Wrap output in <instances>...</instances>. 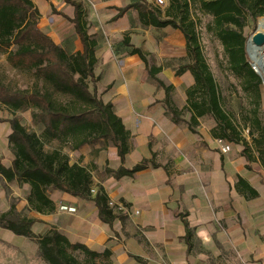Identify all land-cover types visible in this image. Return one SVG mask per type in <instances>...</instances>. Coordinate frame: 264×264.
<instances>
[{"label":"crops","instance_id":"1","mask_svg":"<svg viewBox=\"0 0 264 264\" xmlns=\"http://www.w3.org/2000/svg\"><path fill=\"white\" fill-rule=\"evenodd\" d=\"M32 1L41 13L39 27L47 35L69 54L83 51L75 25L66 17H74L71 3ZM77 1L87 12L88 33L97 43L94 88L105 102L114 103L123 119L131 135L129 151L123 163L115 145L100 146L104 139L78 149L64 147L71 163L90 170L92 199L49 191L55 211L31 208L28 216L40 220L36 222L42 223L40 234L55 226L73 243L101 254L108 251V264H264V158L250 134L245 138L250 154H242L238 145L223 153L212 134L215 119L207 114L191 123L187 95L176 105L171 87L182 85L183 77L186 89L194 83L189 70L176 74L188 57L183 32L142 24L135 7L117 16L120 8L140 0ZM126 35L130 45L124 41ZM133 46L154 55L149 64L161 67L155 76L166 87L138 54L131 53ZM141 162L143 169L117 174L122 166L129 170ZM240 178L257 193L239 187ZM100 187L109 206L123 210L114 209L115 217L108 222L100 219L93 200ZM17 191L18 207L23 209L29 205L31 186L19 184ZM62 202L77 211L60 210ZM0 209H10L4 185H0Z\"/></svg>","mask_w":264,"mask_h":264},{"label":"trees","instance_id":"2","mask_svg":"<svg viewBox=\"0 0 264 264\" xmlns=\"http://www.w3.org/2000/svg\"><path fill=\"white\" fill-rule=\"evenodd\" d=\"M66 1L75 7V14L72 18L65 16L74 23L84 47L83 51L73 54L67 53L39 27L41 13L32 0H0V47L7 52L8 61L15 67L34 71L52 86L56 94L70 97V101L64 102L55 98L54 92L48 89H12L0 80V104L13 111L31 108L33 119L44 128L40 135L28 130L19 119L11 118L9 143L14 158L9 165L0 159V175L7 182L17 181L19 184L30 185L31 193L27 200L30 207L40 213L55 211L56 203L49 196V191L53 189L92 199L93 180L90 170L78 163H71L70 156L64 152L63 147L46 150V140H58L72 149L100 139L111 141L118 148L124 163L131 138L123 119L115 112L114 103L105 102L95 90L90 89L89 80L97 79L94 73L98 61L97 43L88 33L87 12L82 2ZM192 1L168 0L164 7L140 0L120 8L117 16L128 8L135 7L144 25L180 29L186 39L190 63L182 65L176 74L181 75L189 70L194 77V83L186 90L185 107L192 112L191 123H198V117L209 114L217 123L212 130L214 137L236 144L243 143L249 147V142L234 122L233 116L223 106L219 85L203 53L196 22L191 16ZM199 2L201 9L212 15L213 20L208 28L223 43L229 54L231 69L242 78V88L251 97V108L245 119L249 120V134L253 145L264 158L263 81L248 62L247 37L243 32L248 19L256 20L259 16H264V0ZM124 41L130 45L128 35ZM15 45V50L10 49ZM131 53L138 54L149 73L162 87H166L155 76L161 71V67L149 64L148 52L133 46ZM144 167L143 162L129 170L122 166L117 174H133ZM238 186L253 194L257 193L244 178L239 179ZM93 200L99 208L101 220L108 222L115 217L103 187L99 188ZM12 210L13 208L0 215V224L16 235L36 238L42 258L49 264H98L97 258L102 255L108 257V251L101 254L85 244L71 242L54 226L45 234L37 236L33 232V225L40 220L14 214ZM74 250L85 253V261H80L73 254Z\"/></svg>","mask_w":264,"mask_h":264},{"label":"rangeland","instance_id":"3","mask_svg":"<svg viewBox=\"0 0 264 264\" xmlns=\"http://www.w3.org/2000/svg\"><path fill=\"white\" fill-rule=\"evenodd\" d=\"M165 6L166 5H164V7ZM41 7H44L43 4ZM43 9L45 10V8ZM191 16L196 22L203 53L219 85L223 106L225 110L233 116L234 122L238 125V127L242 131L243 136L245 137L246 135H249L246 130H250V128H248L249 120H246L245 116L248 114V111L251 108V97L242 88V78L231 69L229 54L226 52L223 43L215 32L209 30L208 25L212 22L213 17L212 15L204 12L201 9L199 0L192 1ZM261 18H264V16H259L256 20L248 19L247 24L243 29L244 35L247 37V40L252 37L256 32L260 31L259 20ZM261 46H264V44ZM16 48L17 46L15 45L12 46L10 49L15 50ZM246 52L248 62L253 68H255L254 57L261 55L263 53L262 50L257 51L256 48L248 46V48H246ZM148 58L151 64L155 60L153 54H148ZM184 61L187 64V62L190 61L189 57L185 58ZM185 63L180 62V67L182 66V64L185 65ZM0 80L6 86L12 89L31 91L35 88H40L42 90L48 89L54 92L52 86L45 82L44 79L36 75L34 71L13 66L8 61L7 52L2 47H0ZM182 80L184 81L182 85L178 87L173 85V87H171V96L175 101L176 105L182 101L183 96L186 97V77H183ZM262 81L264 92V79ZM94 82L95 81L89 80L90 89L92 91L95 90L97 92L96 88H94ZM54 97L64 102L70 101V97L59 95L55 92ZM32 112L33 110L31 108H23L17 111H13L7 108L6 106L0 104V159L3 161L4 164L9 165L14 158V154L11 150V146L9 143V133L11 131V125L9 120L11 118L19 119L21 123L28 128V130L35 131L38 134L42 135L44 130L43 125L41 123L35 122L32 117ZM262 118L264 121V104L262 107ZM245 138H247V136ZM227 142L231 143L233 146L238 145L241 149L242 154L245 151L247 155L251 152L250 147H248L247 145H243V143L236 144L230 141ZM45 143V149L48 151H51L58 147H63V150L64 147L70 148V146H65L62 142L58 140H46ZM105 143L107 145H114L111 141L105 140L100 141V146H103ZM0 185H4V190L7 193L8 198H10V209L13 208L12 211H14V214L16 213L22 216H29V212L31 211V207L29 205L27 206L24 204L25 207L23 209L22 207H18V201L20 198L18 196V191H15L18 190L19 183L17 181L7 183V181L5 182L4 179H1ZM110 206H112L113 209H116V212L123 211L122 209L118 208L119 205L116 207L114 204H111ZM7 211H2L0 209V215ZM38 222L40 224V221ZM39 224L36 225L37 227L34 232L37 236L42 235L40 234L42 223L41 225ZM73 254L80 261H85L84 259L86 258V254L82 251L74 250ZM108 260L109 258L103 255L96 259L98 264H108ZM0 264L49 263L42 258L36 238L26 236L18 237L11 230L4 228L3 225L0 224Z\"/></svg>","mask_w":264,"mask_h":264},{"label":"built area","instance_id":"4","mask_svg":"<svg viewBox=\"0 0 264 264\" xmlns=\"http://www.w3.org/2000/svg\"><path fill=\"white\" fill-rule=\"evenodd\" d=\"M145 1L148 4L159 5V6H164L167 5L168 3V0H145ZM217 143L223 153H228L232 150V144L227 142L225 139L217 138ZM92 191H94V189H92ZM59 209L69 213H75L77 211V208L75 206L63 202L59 204Z\"/></svg>","mask_w":264,"mask_h":264},{"label":"bare ground","instance_id":"5","mask_svg":"<svg viewBox=\"0 0 264 264\" xmlns=\"http://www.w3.org/2000/svg\"><path fill=\"white\" fill-rule=\"evenodd\" d=\"M259 29L262 30V31H264V18H261L259 20ZM248 45H249V47L256 48L257 51L262 50V52H263L261 55L254 57V65H255L256 69L258 70V72L264 78V46H257V45H255L253 43V41H252V37H250L248 39Z\"/></svg>","mask_w":264,"mask_h":264},{"label":"water","instance_id":"6","mask_svg":"<svg viewBox=\"0 0 264 264\" xmlns=\"http://www.w3.org/2000/svg\"><path fill=\"white\" fill-rule=\"evenodd\" d=\"M252 41L255 45L257 46H261L264 44V32L263 31H258L256 32L253 36H252ZM248 40H247V43H246V48H248ZM254 70L260 75V77L262 78V80L264 79L262 77V75L258 72V70L256 69V67L254 68Z\"/></svg>","mask_w":264,"mask_h":264}]
</instances>
